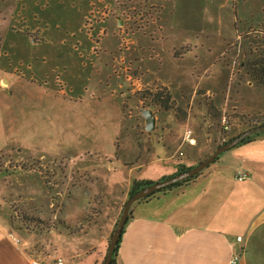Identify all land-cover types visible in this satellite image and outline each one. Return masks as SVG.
Masks as SVG:
<instances>
[{
  "label": "crops",
  "instance_id": "obj_1",
  "mask_svg": "<svg viewBox=\"0 0 264 264\" xmlns=\"http://www.w3.org/2000/svg\"><path fill=\"white\" fill-rule=\"evenodd\" d=\"M38 1L21 0L17 9L28 17L36 15L40 23L54 24V28L51 25L39 30L45 40L32 45L24 42L23 46L10 42L0 49V157H39L59 163L93 150L100 154L120 153V148L109 149L107 137L108 130L125 129L123 110L119 108L122 102L118 100L130 87L141 89L139 77L131 75L132 67L142 74V84H160L174 96L185 95L192 88L191 93L205 92L221 115L233 114L230 120L234 130L225 136L219 121L208 124L199 118L200 114H193L194 120L189 117L182 123H165L166 113H158L155 130L143 134L147 143L141 144L140 135L133 138L126 145L131 151L125 158H117L115 166L111 162L106 170L117 173L122 166L127 170L125 179L112 174L109 177L117 186L121 180L125 182L126 198L134 181L156 184L174 177L179 166L194 168L221 144L246 133L247 128L234 116L264 114V88L242 69L231 79V64L228 67L216 57L223 49L219 42L215 49L204 48L206 52L214 50L216 56L205 64L206 74L198 78L195 87V80H187L185 70L180 75L182 59L167 53L186 45V39L178 33L179 21L171 23L174 29L165 24L160 60L107 59V50L115 45L113 38L105 39L95 54L86 39L79 52L73 44L63 41L64 37L76 35L81 23L67 29L70 25L61 26L60 20L65 16L67 22L75 13L84 18L89 11L86 5H80L77 12L73 10L75 0H45L46 6L39 9ZM138 1L159 4L166 18L206 19L230 46L236 29L258 26L264 19V0ZM15 68L22 71L18 77ZM173 69L179 76L173 74ZM57 73L67 84L66 95L58 92ZM168 118L174 120L172 115ZM78 134L82 138L77 139ZM21 154L24 157H19ZM239 172H247L249 179L237 181ZM19 177L22 174L0 173V264H31L32 259L56 264L55 258L62 259L63 264H101L124 202L110 206L106 214L98 213L103 205L94 200L80 204L87 219L74 225L69 216L77 190L64 187L57 193L66 195V200L62 206L52 204L48 215L51 222L62 219L64 223L47 234H33L13 219L11 201L24 191L43 194L44 188L42 184L35 190L27 185L16 186L12 180ZM97 193V188H91L92 196ZM240 237L242 242L238 241ZM236 255L240 256L238 264H264V134L219 155L191 183L150 201L134 202L116 264H231Z\"/></svg>",
  "mask_w": 264,
  "mask_h": 264
},
{
  "label": "rangeland",
  "instance_id": "obj_2",
  "mask_svg": "<svg viewBox=\"0 0 264 264\" xmlns=\"http://www.w3.org/2000/svg\"><path fill=\"white\" fill-rule=\"evenodd\" d=\"M19 1L21 0H0L1 50L2 44L10 42L22 46L24 42L29 45L40 43L45 39L43 35L42 37L39 36V30L47 29L51 27V25H54L51 21H48L50 25L46 22L42 23V21L40 23V19L39 17L37 19L36 15L28 17L22 14L21 11L17 9L21 4ZM45 2V0L38 1L39 9L46 6ZM69 5L71 6L70 3ZM80 5H86L89 9L84 18H82V14L75 13L74 17L71 15L69 16L70 19L67 22L65 21V16L60 20L61 24H59L61 26H63V24L65 26L68 24L70 25V28L67 29H71L73 25L77 27V24L81 23L79 32L76 35L64 37L63 41L73 44L75 47L74 49L79 52L81 42L86 39L87 41L85 42H88L94 47L93 52L95 54L101 50V44L105 39L113 38L115 45L113 49L107 50L109 51V54L106 56L107 59L125 58L126 61L132 62L138 57H156L155 60H160L162 51L159 45L163 42L164 36L166 35L165 24L169 23L171 28L174 29L171 23L176 24V22L179 21L180 29L178 33H181V36L186 39V45H184L183 48L171 49L167 51V53H171L172 58L182 59L180 75L182 76L185 70V73H187V80L190 82L195 80L194 87L196 86L198 78L206 74L207 67H205V64L210 63L209 61L212 57L216 56L214 50L212 52H206L204 48L215 49L218 42L223 46L220 54L216 57H219V60L223 61V64L228 67L231 64V79L235 78V73L239 72L240 69L247 72L245 64H247L249 58H251L249 56L250 49L254 50L255 53L257 51H264V19L258 26L251 25L245 29H239V31L236 29L237 32L232 40L233 44L230 46L229 43H227V45L225 44V40L222 41L221 36H217V32L214 31L216 28L212 29V25H210L206 19L199 18L198 16H188L179 20L167 17L168 20H166L167 18L165 11H163V7L156 3L138 0H75V3L73 2V6H75L73 10L78 12ZM196 11L197 14H199V8ZM214 24L216 25V23ZM37 28H39L38 31H35ZM62 39L63 37L57 41L60 42ZM134 47L139 48L138 50H134ZM141 48L144 50H141ZM1 50L0 54L2 53ZM206 55H208V57H206ZM179 66L180 65H178V67ZM173 72V74L179 76L177 70L173 69ZM20 73H22V71L17 69L15 77H18ZM131 75L135 78L139 77L138 80L140 81L141 89L131 90L130 87V89L123 94L122 100H118L119 104L122 102L119 108L123 110L122 112L124 115H122V119L123 122L125 119V129L119 132L115 129L108 130L107 137L109 149L110 147L111 149L112 147H116L117 150L120 148L122 149L120 153L114 154L108 152V154H100L93 150L84 155H77L74 160L64 159L59 163L57 161L50 162V160L47 161L39 157L30 158L28 160L23 154L19 155V157H24V159H13L11 157L6 159L4 156L0 157V173L6 171L12 173V175L22 174V177L16 178V181L12 180L13 184L16 186L27 185L33 188V190L40 188L42 184L44 188L43 194H40V192L36 194V191H24L21 196L16 195L12 198V217L14 220L18 221L23 228L27 229L29 233L47 234L53 227H56L57 221L64 223L62 219H56L54 222H51V217L48 215L52 213V210H50L52 204L62 206L67 196L59 195L57 192H60L61 189L68 186L77 190V199L73 201L75 204L74 210L70 212L69 216V220L74 225H77V223L83 219H87L85 210H80V204L85 202L91 203L94 200L93 203L103 205L98 213L106 214L110 206L115 204L119 206L124 202L115 224L117 227L126 206L127 191L124 181L122 182L121 180V182H119L120 185L117 186L111 178L112 176H116L118 179H125L127 170H124L123 166L116 169V171L118 170L117 173L114 172V169H112V173H108L106 170L111 162L114 163L115 166V160L117 158H125L124 155L131 151V148L126 147V145L129 144L133 138H137L140 135L141 144L147 143L143 134L153 131L148 132L146 130V123L144 124L145 118L140 113L141 108L151 110L155 116L160 112L166 113V118H164L165 123L177 121L182 123L189 117L191 120H194L193 114H200L203 118H199L204 119L208 124L213 122L217 124L219 121V124L223 127V134H225V136L233 134L234 129L230 122V118L233 114L226 113L221 115L213 105L211 97L204 96L205 92L196 91L191 93L195 89L192 88L191 91L187 90L188 93L185 95L182 93V96H174L169 92L168 87H163L156 83H150V85L147 86L146 84H148V81L145 82L146 84H142L140 76L142 74H138V71H135L134 67H132ZM55 77V84L58 92L61 95H66V82L61 78L59 73L55 74ZM190 84L191 83H189V85ZM147 92L152 94L164 92L168 94L174 109L165 111L153 104L152 96L139 95V93L146 94ZM194 94L196 97L193 96ZM112 103L114 105L115 101ZM211 105L215 109H211ZM171 115L174 117V120L168 118V116ZM251 118V120L256 119L255 117ZM117 135H119V137L116 139L115 136ZM79 136L81 137V135L78 134L77 139L80 138ZM103 142L104 141H102V143ZM97 143L99 144V141ZM212 153H210L209 156ZM111 174L112 176L109 178ZM56 187L59 189L57 190ZM94 187L98 190L95 197L90 194L91 188ZM55 189L57 191H55ZM42 205L46 211L43 209ZM42 223L47 226V229L38 231ZM114 231L115 227L113 232ZM110 240L109 238V243ZM108 248L109 246L107 244V250Z\"/></svg>",
  "mask_w": 264,
  "mask_h": 264
},
{
  "label": "trees",
  "instance_id": "obj_3",
  "mask_svg": "<svg viewBox=\"0 0 264 264\" xmlns=\"http://www.w3.org/2000/svg\"><path fill=\"white\" fill-rule=\"evenodd\" d=\"M249 56L251 58H249L247 64H245V69H247L248 73L252 76L253 80H255L258 85H260V86H262V88H264V51H259V52L257 51L255 53L254 50L250 49L249 50ZM139 95L152 96L153 97V100H152L153 104H155L156 106L160 107L161 109H163L165 111H169V110L174 109V106H173V103L171 102L170 96L168 94L164 93V92H160V93H157V94H152V93H148L147 92L146 94L145 93L144 94L139 93ZM210 107H211V109H215L212 105ZM234 118H236L240 122V125H243V126H245L247 128V131H245L246 133L252 132V134L248 135L244 140L241 141V143H245V142L251 141L255 137H259V136L264 134V114L255 116L256 119H253V120H251L252 118L249 117V116L236 115V116H234ZM230 122L232 123L231 120H230ZM242 134H245V133H242ZM240 135L238 137H240ZM235 139L236 138H231L227 143H224L221 146H224V145L232 142ZM221 146H219V147H221ZM208 157H209V155L207 157H205L204 160H206ZM218 159H219V157L215 160V162ZM204 160H200L196 165H199ZM190 169H192V168L185 167V166L181 165V166H179V170L175 174V176H177V175H179L181 173H184V172H186V171H188ZM204 171H202L199 175H197V176H195V177H193V178H191L189 180H186L184 182L175 184V185L169 187L166 190H163V191H161L159 193H156V194L150 195L148 197H145V198L139 200V202L150 201V200L156 198L160 194H164V193H166V192H168V191H170V190H172L174 188L180 187V186H185V185L191 183L192 181H194L195 179H197L199 176H201ZM165 180H167V179H164L163 181H165ZM153 184H155V183L134 181L133 184H132L131 190L128 193L127 202L129 200H131L137 193H139L143 189H145V188H147V187H149V186H151ZM127 202H126V204H127ZM129 219H130V212H129ZM62 224H63L62 222L61 223L59 221L56 222V226H59V225H62ZM40 227L41 228H39L38 231L47 229V226L45 224H43V223L40 224ZM115 229H116V226H115ZM124 230H125V227L123 229L122 236L124 234ZM113 233L114 232H112V234L110 236V239H111ZM122 236H121L120 240L118 241V244H117V246L115 248V252H114V255H113V259H112V264H116V259H117L119 248H120V245H121V242H122ZM108 246H109V241H108ZM107 253H108V250H107L106 255H105V257H104V259H103L101 264H104L106 256H107Z\"/></svg>",
  "mask_w": 264,
  "mask_h": 264
},
{
  "label": "water",
  "instance_id": "obj_4",
  "mask_svg": "<svg viewBox=\"0 0 264 264\" xmlns=\"http://www.w3.org/2000/svg\"><path fill=\"white\" fill-rule=\"evenodd\" d=\"M140 113L141 115L145 118V123H146V130L148 132L154 131L155 130V124H156V116L154 115V113L146 108H141L140 109ZM252 134V132H248L243 134L242 136L236 138L235 140H233L232 142L221 146L219 148L216 149L215 152H213L206 160H204L202 163H200L199 165L195 166L194 168L181 173L177 176L171 177L165 181L153 184L145 189H143L142 191H140L139 193H137L131 200H129L124 208V212L122 214V217L111 237L110 243H109V248H108V253L105 259L104 264H112V259H113V255L115 252V248L118 244V241L120 240L121 236H122V232L123 229L125 227V225L127 224V221L129 219V212H130V207L131 205L136 202L139 201L145 197H148L150 195L159 193L163 190L168 189L169 187L184 182L186 180H189L197 175H199L202 171H204L205 169H207L211 164H213L215 162V160L219 157V155H221L222 153L229 151L230 149L234 148L236 145H238L239 143H241L242 140H244L248 135Z\"/></svg>",
  "mask_w": 264,
  "mask_h": 264
},
{
  "label": "built area",
  "instance_id": "obj_5",
  "mask_svg": "<svg viewBox=\"0 0 264 264\" xmlns=\"http://www.w3.org/2000/svg\"><path fill=\"white\" fill-rule=\"evenodd\" d=\"M249 174L247 172H239L238 176H237V181L242 182L245 181L247 179H249ZM239 242H242V238H238ZM54 259V258H53ZM56 264H63V260L62 259H58L55 258ZM240 261V256L236 255L235 257H233V259L231 260V264H238ZM31 264H41L38 260L32 259L31 260Z\"/></svg>",
  "mask_w": 264,
  "mask_h": 264
}]
</instances>
